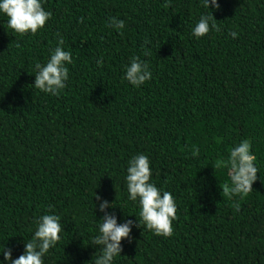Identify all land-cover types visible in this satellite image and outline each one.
<instances>
[{
  "label": "trees",
  "instance_id": "trees-1",
  "mask_svg": "<svg viewBox=\"0 0 264 264\" xmlns=\"http://www.w3.org/2000/svg\"><path fill=\"white\" fill-rule=\"evenodd\" d=\"M217 3L219 31L200 39L201 0H45L52 18L22 36L0 15V252L18 258L36 219L56 214L64 232L45 264H92L103 200L118 224L139 219L124 176L143 153L175 198L173 235L133 227L115 264H264V0ZM57 34L73 63L53 96L33 86ZM132 56L152 72L140 88L123 79ZM244 139L257 180L226 195L215 162Z\"/></svg>",
  "mask_w": 264,
  "mask_h": 264
},
{
  "label": "clouds",
  "instance_id": "clouds-1",
  "mask_svg": "<svg viewBox=\"0 0 264 264\" xmlns=\"http://www.w3.org/2000/svg\"><path fill=\"white\" fill-rule=\"evenodd\" d=\"M45 0H0V15L6 16L7 26L19 35H35L43 30L52 18V13L45 10ZM201 4L208 12L200 15L191 29V36L200 39L212 31H219V25L213 16V10H219L217 0H201ZM110 27L122 32L125 21L110 18ZM58 35L56 46L50 51L45 64L36 65L34 88L45 94L56 96L66 86L69 79L68 65L73 63L70 50L64 47V38ZM233 39L237 37L232 32ZM102 63V61H98ZM123 79L135 88H140L152 79L149 65L137 56L130 57L124 66ZM217 169L227 170L228 182L222 191L226 195H246L252 191V185L257 180L259 171L257 157L252 151V143L248 139L241 140L231 147L225 159L215 162ZM151 161L148 155L139 153L127 161L124 182L128 201L133 202L139 209V219L134 223L125 218L124 223L117 222L115 214H109L106 209H116L114 203L103 200L99 210L105 213L97 219V233L92 238L91 246L97 247L99 255H94L92 264H115L116 258L121 256L122 241L131 242L130 233L133 227L150 230L156 236L170 237L173 235V222L177 218V205L173 194L163 188H158L152 180ZM101 197L94 195V201ZM95 204V212L97 204ZM120 209V208H119ZM96 216V215H95ZM64 228L61 216L43 214L35 221V229L29 240L23 239V254L13 258V251L6 245L0 252V264H45V256L50 249L61 241ZM96 252V253H97Z\"/></svg>",
  "mask_w": 264,
  "mask_h": 264
}]
</instances>
